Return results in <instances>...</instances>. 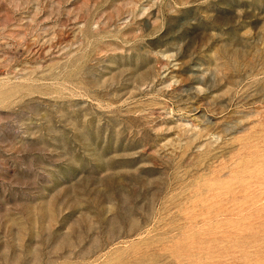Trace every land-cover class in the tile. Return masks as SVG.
I'll use <instances>...</instances> for the list:
<instances>
[{
  "label": "rangeland",
  "instance_id": "rangeland-1",
  "mask_svg": "<svg viewBox=\"0 0 264 264\" xmlns=\"http://www.w3.org/2000/svg\"><path fill=\"white\" fill-rule=\"evenodd\" d=\"M0 264H264V0H0Z\"/></svg>",
  "mask_w": 264,
  "mask_h": 264
}]
</instances>
